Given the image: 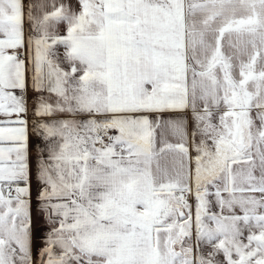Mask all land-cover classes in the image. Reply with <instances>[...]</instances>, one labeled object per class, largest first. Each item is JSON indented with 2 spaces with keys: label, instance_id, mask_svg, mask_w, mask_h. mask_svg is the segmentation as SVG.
Returning <instances> with one entry per match:
<instances>
[{
  "label": "snow or ice",
  "instance_id": "obj_1",
  "mask_svg": "<svg viewBox=\"0 0 264 264\" xmlns=\"http://www.w3.org/2000/svg\"><path fill=\"white\" fill-rule=\"evenodd\" d=\"M0 116V264H264V0H0Z\"/></svg>",
  "mask_w": 264,
  "mask_h": 264
},
{
  "label": "rangeland",
  "instance_id": "obj_2",
  "mask_svg": "<svg viewBox=\"0 0 264 264\" xmlns=\"http://www.w3.org/2000/svg\"><path fill=\"white\" fill-rule=\"evenodd\" d=\"M37 143V139L35 136H32L31 145H35Z\"/></svg>",
  "mask_w": 264,
  "mask_h": 264
},
{
  "label": "crops",
  "instance_id": "obj_3",
  "mask_svg": "<svg viewBox=\"0 0 264 264\" xmlns=\"http://www.w3.org/2000/svg\"><path fill=\"white\" fill-rule=\"evenodd\" d=\"M25 3L27 4L28 3V0H25ZM5 119L4 117L0 116V120H3ZM31 141H32V136L30 137V144H31Z\"/></svg>",
  "mask_w": 264,
  "mask_h": 264
}]
</instances>
